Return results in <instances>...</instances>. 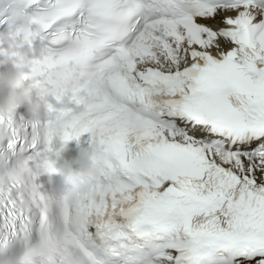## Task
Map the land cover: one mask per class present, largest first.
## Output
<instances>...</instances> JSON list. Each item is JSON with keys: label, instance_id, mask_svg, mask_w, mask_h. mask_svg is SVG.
I'll return each instance as SVG.
<instances>
[{"label": "snow or ice", "instance_id": "obj_1", "mask_svg": "<svg viewBox=\"0 0 264 264\" xmlns=\"http://www.w3.org/2000/svg\"><path fill=\"white\" fill-rule=\"evenodd\" d=\"M6 29L87 94L0 110V264H264V0H7ZM86 133L104 174L54 190Z\"/></svg>", "mask_w": 264, "mask_h": 264}, {"label": "clouds", "instance_id": "obj_2", "mask_svg": "<svg viewBox=\"0 0 264 264\" xmlns=\"http://www.w3.org/2000/svg\"><path fill=\"white\" fill-rule=\"evenodd\" d=\"M0 41L7 43L8 51L0 61L7 66L0 72V110L13 111L24 105L34 120L55 122L66 111L81 108L86 90L66 84L58 86L47 67L41 79L35 78L33 69L38 66L37 61L47 56L43 45L18 40L12 29L0 32ZM68 146L69 142L61 144L42 156L43 161L56 169L49 174L50 186L61 193L70 191L78 176L99 177L105 172V153L98 141L80 147L78 154L71 159L63 155Z\"/></svg>", "mask_w": 264, "mask_h": 264}]
</instances>
